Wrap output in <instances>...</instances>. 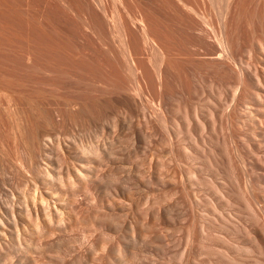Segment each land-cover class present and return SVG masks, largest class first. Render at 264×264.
<instances>
[{
    "label": "rangeland",
    "instance_id": "374dc122",
    "mask_svg": "<svg viewBox=\"0 0 264 264\" xmlns=\"http://www.w3.org/2000/svg\"><path fill=\"white\" fill-rule=\"evenodd\" d=\"M1 1L0 264H264V0H246L235 32L242 79L208 26L171 14L166 84L142 80L134 96L115 88L133 79L119 36L102 47L56 0ZM25 21L66 54L33 37L41 54L28 59ZM79 48L120 59L67 60Z\"/></svg>",
    "mask_w": 264,
    "mask_h": 264
},
{
    "label": "bare ground",
    "instance_id": "6f19581e",
    "mask_svg": "<svg viewBox=\"0 0 264 264\" xmlns=\"http://www.w3.org/2000/svg\"><path fill=\"white\" fill-rule=\"evenodd\" d=\"M56 1L60 5L59 8L63 12V14L67 17V18L64 17V15L61 12V14L63 16H60V17H62V18L64 17L63 20L65 21V18L69 19V20H66L65 22H69V21L76 22V20H77L79 23L77 22L75 24H79V26L82 28V30H84V32H87L89 35L96 36L97 39H99V41H101L102 44H104L102 47L106 46L105 44H107L108 42L111 43L110 46L115 45L114 44L115 41L113 40V38L115 35L119 36L121 47L123 49V52L121 53L122 60L125 63H131V69L133 71V79L135 82H133L132 78H127L122 83H117V86H116V83H113L114 84L113 86H116L115 88H118L123 93H127L130 96H134L137 92L142 90V87H143L142 80L144 83H147L153 87L159 86L162 88L165 86L167 69H168L169 65H171V63L173 64L172 61H174V59H175L174 53H173L174 59H172V56H171L172 55L171 53L173 52V51H171V49H172L171 44H172L173 49H176L175 44L178 41V39H176V40L172 39L173 38L172 35H174L173 33H175V31H174L175 29H173L171 27H175L176 24L171 26L172 25L171 21H170L171 23L169 24L168 20H169V17L171 14H173V15L170 18H173V16H174V18L176 17V19H175L176 21H177V18L179 20H183V19L186 20V19L194 18V17H197L199 20H201L202 23H204L206 26H208L210 28V30H209L210 33L214 36V38L216 39V41L219 44L220 53L218 54V57L223 59L225 61L224 64L226 65V67L229 68L230 70H233L238 75L239 78L242 79V76L244 75L243 65L240 64L238 61H236L235 56H234V42H235V32L237 31L240 22L246 16V9H245L246 0H202L204 3L202 10H200L195 5H192L190 3V0H56ZM49 7H51V6H49ZM47 8L45 9L48 11V12L46 11V13L50 14L51 13L50 9L52 7L48 8V9ZM217 8H218V15L216 16L217 19H216V21H213V17L215 14L214 11ZM55 9H52V10L55 11ZM3 11H4V7L2 4V1L0 0V24H1L0 27L1 26L3 27L2 22H1V21H3V19L1 20V18L3 16L5 17ZM54 11H52V12H54ZM6 12H7L6 16H9L10 13H12V9L10 7L6 8ZM46 13H44L45 17H46ZM12 14H11V17H12ZM56 14H57V12H56ZM50 15H48V16L50 17ZM58 15H60V14H58ZM51 16L56 17L55 12ZM11 17L9 16V18H11ZM57 17H59V16H57ZM13 18L10 19V21L8 18H6V19L11 23H16V22H14L15 20L13 21ZM72 18H77V19L76 20H70ZM27 19H29V18H27ZM51 19L52 18L50 17L49 20H51ZM57 19L59 20V18H57ZM49 20H48V22H50ZM40 22L41 21H38L39 24H40ZM8 23H5V24L7 25ZM26 23H27V21H25V26L28 25ZM38 23H36V24H38ZM53 23H54V21H53ZM69 23H71V22H69ZM179 23L183 24V21H181ZM184 23L186 24V22H184ZM55 24H57V23H55ZM12 25L9 24L10 27H8V29H11V32H12V28H11ZM32 25H33V28H32ZM34 25L35 24L30 25V23H29L28 27H24V28L25 29L27 28L28 30L27 29L26 30L29 32L32 29H35V27H37V25H35V27H34ZM30 26L32 28L31 30L29 28ZM79 26L77 25V27H79ZM198 26L196 29H198ZM15 27L17 28L18 26L15 25ZM38 27L40 29L42 26L40 27V25H39ZM38 27H37V29H38ZM74 27L76 28L75 25H74ZM81 28H80V31H82ZM37 29H35V30H37ZM57 29H60V28H57ZM196 29H194V30H196ZM76 30L78 31V29H75V31H74L75 33L73 32L75 34V36H76V32H77ZM14 31H15V29L13 30V32ZM32 31L31 32L33 34H31L29 32L31 34V37H32L29 39L30 42L26 39V41L30 43V45L28 43L29 46L26 45L30 48L28 49L26 47V50H25L26 55H28V57H29L28 59H30V56L32 57L33 54H34L33 56H35V57L40 56V55H38V54H41V53H39L40 52L39 50L42 49L41 47H39L41 45L40 42L41 41L44 42V40H45V38H43L45 36H43L42 28L40 29V31L42 32L41 35H42V38L44 40H41L42 38L40 36L39 30L37 32L39 33L40 37L36 36L37 39L34 36L38 35V34L37 33L35 34L34 30H32ZM172 31H173V33H172ZM79 32H77V34L80 37L81 34ZM84 32H81V33L84 34ZM203 32H204V29L202 27L199 29V32L196 31V33H201V34ZM30 34H29V36H30ZM89 35H86V36H89ZM25 36H28V33L25 34ZM59 36H60V34H59ZM61 36H63V35H61ZM67 36L63 37V41L66 39H68L70 41L69 38L71 36L69 38H66ZM174 36H176V35H174ZM33 37L37 40V41L35 40L36 42H38V40H39L38 43L40 45L36 46L37 47L36 50L39 47V50H37V51L34 50L35 47L33 48V46L38 45V43L33 42L34 41ZM89 37L91 38L92 36H89ZM11 38H10V40H11ZM51 38L49 37L50 41H51ZM57 38H59V37H57ZM57 38H53V39L57 40ZM75 38H78V37L76 36ZM95 38L92 37L91 39L96 40ZM175 38H177V37H175ZM31 39H33V41ZM49 39L47 38V40H46L47 43H48ZM10 40H9V42L11 43ZM60 40H58L59 42L58 41L57 42L61 44L63 41L61 40V42H60ZM96 41H98V40H96ZM99 41H98V43H99ZM174 41H176V43L173 45ZM43 42H41V43H43ZM57 42L55 41V43H57ZM32 43H33V45H32ZM50 43H51L50 44L51 46L54 44V43L52 44V42H50ZM67 43L68 42H66V44L63 43L62 45L64 46V44H65L66 47L68 45L67 48H69L70 47L69 45H71V42H70V44H67ZM60 44H59V46H60ZM102 44L99 43L100 46ZM43 45H44V47L46 45H48L47 48L51 49L50 48L51 46L49 47V44L45 45L43 43ZM43 45H41V46L43 47ZM62 45L60 46V48L62 47ZM65 46H64V49L62 47V49H63L62 51L66 52ZM72 47H75V46L72 45ZM112 47L113 46H111L110 48H112ZM47 48L45 47V50L48 51V52L46 51L48 53V55L52 54L53 52L54 53L58 52L57 49H59V47L55 48V46L54 47L52 46L53 52L51 53V51ZM72 49H74V48H72ZM75 49H76V47H75ZM45 50H42V51L45 52ZM74 50H72L73 51L72 53H70L71 50H70V52H67V55L69 58L65 55V59L68 58L67 60H69L71 57L73 59H76L78 62L80 61L79 63H81V64H84L87 61H89V63L93 62V64H95V62L96 63L101 62V61L104 62L105 60H107L109 62H117L120 59L119 55L117 53L115 54V51L113 52L114 54H111V51L108 53L109 49L105 50L107 52H104L102 54L101 53L99 54V52L97 54H94L96 51L95 52L92 51V53L94 52L93 53L94 55H89V57H88L87 54H85L84 52L81 51L83 49L79 48L78 49V51L80 50L79 53L77 50L76 51L80 55H78L76 58H75V56L77 53L75 54ZM110 50L113 51V49H110ZM60 51H61V49L59 50L58 53L59 54L61 53V55H63L64 52L62 53ZM67 51H69V49ZM35 52L36 53L38 52L37 55ZM44 52H42V53H44ZM81 52L85 56H82ZM73 53H74V55L72 56ZM148 53L155 54L157 57L158 65L156 66L154 71L145 67V59H146V55ZM57 54H55V56ZM59 54L57 56H59ZM64 54H66V53H64ZM43 55H45V54H43ZM50 57H52V59L54 58V56H50ZM56 57L54 58V60H58V59H56ZM57 58H60V60H61L62 56L57 57ZM63 59H64V57H63ZM77 61H75V62L77 63ZM83 61H85V62L82 63ZM107 78H109V80H111L110 76H107L104 79H107ZM186 82H185V85L183 88L185 91L189 90V89H187V88H189V85ZM156 96L158 98L162 97V95L160 93H157ZM196 107L197 106H195V109H196ZM158 109L159 108H157V109L155 108V110H158ZM156 114L158 116H160L161 112L156 111ZM187 117L188 116H186V119H188ZM198 117H199L198 111L195 110L193 118L199 124L200 120ZM173 132L175 134H178L180 131L177 129H174Z\"/></svg>",
    "mask_w": 264,
    "mask_h": 264
}]
</instances>
